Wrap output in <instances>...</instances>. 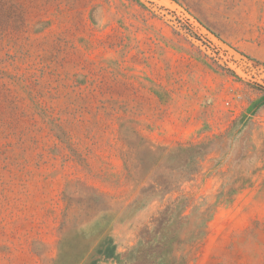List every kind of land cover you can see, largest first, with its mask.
<instances>
[{
    "label": "rangeland",
    "instance_id": "rangeland-1",
    "mask_svg": "<svg viewBox=\"0 0 264 264\" xmlns=\"http://www.w3.org/2000/svg\"><path fill=\"white\" fill-rule=\"evenodd\" d=\"M0 264H264V0H0Z\"/></svg>",
    "mask_w": 264,
    "mask_h": 264
}]
</instances>
